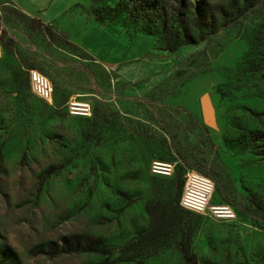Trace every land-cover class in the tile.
Wrapping results in <instances>:
<instances>
[{"label":"rangeland","instance_id":"1","mask_svg":"<svg viewBox=\"0 0 264 264\" xmlns=\"http://www.w3.org/2000/svg\"><path fill=\"white\" fill-rule=\"evenodd\" d=\"M44 1L39 18L0 0V249L15 254L10 264H181L187 225L197 264H264V0L172 53L155 49L139 0ZM29 69L52 84L51 106L30 94ZM206 86L211 124L188 108ZM70 98L90 118L67 115ZM152 160L171 163V176L152 175ZM189 170L212 182L208 205L227 204L235 220L176 209L167 237L136 243L147 201L171 205ZM130 241L133 261L75 252Z\"/></svg>","mask_w":264,"mask_h":264},{"label":"trees","instance_id":"2","mask_svg":"<svg viewBox=\"0 0 264 264\" xmlns=\"http://www.w3.org/2000/svg\"><path fill=\"white\" fill-rule=\"evenodd\" d=\"M139 1L141 2L139 5L141 6L140 12H142L141 18L147 20V26L151 27V30L149 29L146 34L157 37L156 50L169 53L176 51L180 46L192 44L196 40H204L217 27H226L231 16L234 15V18L240 16L258 4V0H224L225 5L220 4L218 6L212 0H174L172 5L166 7L163 0ZM188 10H190L191 15L190 23H187ZM97 21L99 24L102 23L100 19H97ZM259 28L261 33L259 41L264 42V16ZM180 188L181 185L178 183L173 184L175 193L171 205H168L167 202L161 203L155 195H152V198L147 201L144 212L148 217V231L146 229L141 239L135 241L136 243L153 240L157 237H167L172 223L175 222L174 217L178 210L177 203ZM182 215H185V212H182ZM190 231L191 227L187 225L185 229L179 232L176 248L180 254L181 264H197L196 256L191 252L188 243ZM75 252L97 254L104 257V262H108V259L112 256L114 258L111 262L133 261L137 256L134 243L131 241L119 247H106L97 243H87L82 249H79V245L76 244ZM15 258L16 256L11 250L0 249V264H10Z\"/></svg>","mask_w":264,"mask_h":264},{"label":"built area","instance_id":"3","mask_svg":"<svg viewBox=\"0 0 264 264\" xmlns=\"http://www.w3.org/2000/svg\"><path fill=\"white\" fill-rule=\"evenodd\" d=\"M0 47V56H1ZM28 89L32 96L46 105H52V85L50 81L35 69L27 71ZM64 110L69 116L89 118L90 107L87 103L68 99L64 103ZM173 171L171 163L152 160L149 172L155 176L170 177ZM213 191L212 182L194 170L186 171L183 176L178 205L186 211L202 215L207 214L220 222H233L235 213L227 204L208 205V199Z\"/></svg>","mask_w":264,"mask_h":264},{"label":"crops","instance_id":"4","mask_svg":"<svg viewBox=\"0 0 264 264\" xmlns=\"http://www.w3.org/2000/svg\"><path fill=\"white\" fill-rule=\"evenodd\" d=\"M11 1L14 4H16L22 10V12L25 13L26 15L37 16V17L41 18L39 16V13H40L42 7L39 6L37 3L39 0H11ZM44 2H46V5H48V3H49V1H47V0H45ZM109 31H110V33L113 32L114 34L113 33L112 34L114 36L117 35V33L115 31H112L110 29H109ZM77 46L81 50H83L86 54L93 57L95 60H97L98 62H100L102 64H109L111 62L110 60H107L105 58L106 55L104 54V48H103L101 53H97V52L95 53V52H92L91 49H89L88 47L83 45V43L81 41L77 42ZM135 58H137V57H135ZM135 58H133V59H135ZM119 63H122V62H119ZM210 89H211V86L203 87L194 97L193 104L188 107L193 113L200 115L201 119L203 118L202 107H203L206 99H207L210 107L213 109L212 104H211V100H210V95H209ZM176 102L179 104L184 103L182 92L177 96ZM185 106H188V105H185ZM213 116H215L214 113H213ZM177 208H178V210H181L182 212H184V210L179 205H177Z\"/></svg>","mask_w":264,"mask_h":264},{"label":"water","instance_id":"5","mask_svg":"<svg viewBox=\"0 0 264 264\" xmlns=\"http://www.w3.org/2000/svg\"><path fill=\"white\" fill-rule=\"evenodd\" d=\"M202 114H203L202 120L204 123L211 124L214 121L213 111L207 99L205 100V103L202 107Z\"/></svg>","mask_w":264,"mask_h":264}]
</instances>
